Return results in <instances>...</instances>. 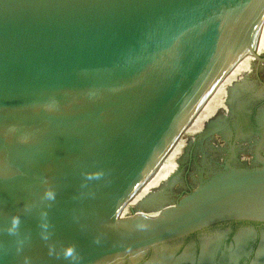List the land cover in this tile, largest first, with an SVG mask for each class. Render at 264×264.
I'll return each mask as SVG.
<instances>
[{
  "label": "clouds",
  "instance_id": "1",
  "mask_svg": "<svg viewBox=\"0 0 264 264\" xmlns=\"http://www.w3.org/2000/svg\"><path fill=\"white\" fill-rule=\"evenodd\" d=\"M66 255H67V256H71V255H72V251H71V250L67 251V252H66Z\"/></svg>",
  "mask_w": 264,
  "mask_h": 264
}]
</instances>
